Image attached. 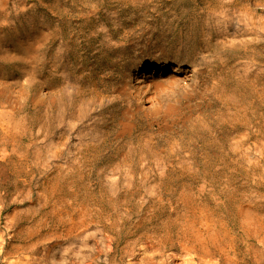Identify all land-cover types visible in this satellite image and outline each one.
Returning a JSON list of instances; mask_svg holds the SVG:
<instances>
[{
    "label": "rangeland",
    "instance_id": "rangeland-1",
    "mask_svg": "<svg viewBox=\"0 0 264 264\" xmlns=\"http://www.w3.org/2000/svg\"><path fill=\"white\" fill-rule=\"evenodd\" d=\"M81 13L59 31L42 1L0 0V264H131L145 239L115 233L144 221L154 234L195 200L255 202L239 264H264V0ZM176 54L190 79L154 93L157 113L136 109L126 70Z\"/></svg>",
    "mask_w": 264,
    "mask_h": 264
},
{
    "label": "bare ground",
    "instance_id": "bare-ground-1",
    "mask_svg": "<svg viewBox=\"0 0 264 264\" xmlns=\"http://www.w3.org/2000/svg\"><path fill=\"white\" fill-rule=\"evenodd\" d=\"M41 1L49 13L46 22H51L55 29L60 31V27L64 30L70 16L75 15L81 18V11L89 3L111 0H38V3ZM80 32L78 30L77 35ZM160 52L162 51L160 50ZM170 63H173L172 72L167 75L166 70ZM178 71L181 72L183 79L188 80L194 73V66L184 65L183 57L177 54L173 59L163 56L161 61L134 64L131 71L127 69L125 73L127 85L131 89L128 93L129 102L136 105V109L138 107L139 111H146L148 115L157 113L158 101L154 93L157 95L160 91L172 87L177 82L178 77L175 73ZM195 172L185 173L182 171L178 173L175 170L169 172L166 178L176 181L216 174L215 171ZM236 190V187L227 189L228 192ZM205 207L199 200H195L190 205L175 204L166 215V225L170 224V226H166L165 229H162L161 226L159 231L149 234L143 226L144 221H140L133 228L115 234L131 238L133 241L145 239V245L140 247L143 250L142 256L135 257L131 264H221L220 261L223 264H239L241 243L244 239H252L257 232V204L252 202L251 205L244 208L240 203H236L230 207L229 201H223L217 205L209 206L208 210ZM249 245L252 246V243Z\"/></svg>",
    "mask_w": 264,
    "mask_h": 264
}]
</instances>
